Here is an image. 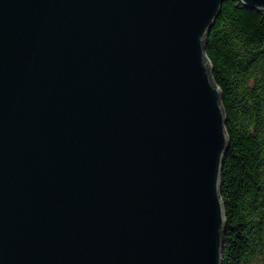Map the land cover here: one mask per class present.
Here are the masks:
<instances>
[{
    "label": "water",
    "instance_id": "95a60500",
    "mask_svg": "<svg viewBox=\"0 0 264 264\" xmlns=\"http://www.w3.org/2000/svg\"><path fill=\"white\" fill-rule=\"evenodd\" d=\"M225 1L0 0V264H221Z\"/></svg>",
    "mask_w": 264,
    "mask_h": 264
},
{
    "label": "trees",
    "instance_id": "16d2710c",
    "mask_svg": "<svg viewBox=\"0 0 264 264\" xmlns=\"http://www.w3.org/2000/svg\"><path fill=\"white\" fill-rule=\"evenodd\" d=\"M204 52L228 137L220 177L221 264H264V12L226 0Z\"/></svg>",
    "mask_w": 264,
    "mask_h": 264
}]
</instances>
